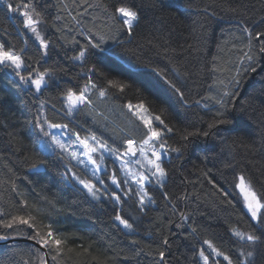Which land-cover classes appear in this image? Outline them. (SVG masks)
<instances>
[{
    "label": "trees",
    "instance_id": "trees-1",
    "mask_svg": "<svg viewBox=\"0 0 264 264\" xmlns=\"http://www.w3.org/2000/svg\"><path fill=\"white\" fill-rule=\"evenodd\" d=\"M10 2L15 6L29 0ZM31 3L40 13L33 18L47 49L25 28L20 12L8 11L0 0V42L22 55L27 70L20 75L33 71L34 78L36 71L50 70L47 86L36 92L12 69H0V220H29L11 228L0 224V235L40 241L51 230L63 243L59 253L55 246H45L49 264H203L198 250L207 249L205 240L233 264H249L241 255L249 251L254 252L252 264H264V231L250 219L234 187L243 174L258 194L264 193V54L259 51L264 39L255 36L264 33V0ZM118 7L138 13L131 32L116 13ZM89 40L100 48L90 49L83 60L73 59ZM245 53L253 61L243 58ZM89 79L96 85L87 93L91 103L69 115L63 94L78 92ZM101 89L107 94L101 96ZM141 101L172 129L167 132L153 121L162 131L158 144L166 142L169 158L162 161L167 171L162 183L146 184L148 204L141 206L134 192L125 196L109 182L120 202L107 195L94 198L72 178L75 172L90 179L80 166L59 149L39 146L37 116L67 124L79 134L93 133L118 150L126 148L127 139L139 143L147 129L127 104ZM217 119L230 122L209 129ZM205 131L210 134L202 135ZM34 165L42 169L32 170ZM106 166L116 169L110 159ZM117 214L132 224L130 231L115 220ZM235 229L254 233L262 242L253 249L232 235ZM213 259L227 264L223 257H210V264ZM43 262L42 250L29 242L0 244V264Z\"/></svg>",
    "mask_w": 264,
    "mask_h": 264
},
{
    "label": "snow or ice",
    "instance_id": "snow-or-ice-1",
    "mask_svg": "<svg viewBox=\"0 0 264 264\" xmlns=\"http://www.w3.org/2000/svg\"><path fill=\"white\" fill-rule=\"evenodd\" d=\"M4 3L6 5V8L10 12H20L21 16L23 17V23L25 28L30 30L36 37V39L39 41L40 46L47 49L48 42L40 35L39 31L37 30L36 25L38 24V20L34 19L33 16L39 17L40 13L36 12L35 7L31 3V0H29L28 3H22V4H15L13 2H10V0H4ZM23 9V11H21ZM116 13H119L122 18V23L124 26L127 27L128 31L131 32L133 29L134 22H137L139 17L138 13L136 11H133L132 9L128 7H118L116 8ZM245 31H248L246 28ZM252 33L249 32V36L251 37ZM255 36L257 39H264V33L257 31L255 33ZM100 44L98 43H92L91 40H89V44L85 45L84 49L79 52V55L74 57L75 60H83L85 58V54L90 51V49H99ZM103 51V49H101ZM260 53L264 54V47H261L259 49ZM21 52H23V49H21ZM249 61H253V56L249 55L248 53H245V57ZM242 58V59H243ZM0 69H12V71L19 76V79L25 83H29L32 86H34L36 92H42L43 88L47 86L48 81L46 80V76L50 75V70L46 69L43 72L36 71L35 77L33 78V71H28L27 76L20 75V71L27 70L24 65V59L20 53H17L13 51L11 48L8 50H5V43L0 42ZM250 70L252 72L256 71L255 67H251ZM165 83L174 90L175 93H178L181 97H183V93L180 91L179 88H177L176 84L173 83L170 80L165 79ZM238 83V82H237ZM108 84L113 87H118L121 91L124 89L123 84H118L116 81L109 80ZM89 86L96 87L95 84H92L91 79H89V82L84 85L82 89H80L78 92L73 91L72 89H68L63 94V100L64 103L67 104V112L68 114H71L74 110H76L80 105L88 103L90 104L91 101L88 99L86 93L89 89ZM107 94V91L105 89L100 90V95L104 96ZM226 95H230L229 93H226ZM221 102V101H218ZM127 108L129 110H134V114L137 116V118L142 121L144 127L147 129V136L145 139L140 141V147L137 148L136 141L133 139H127L124 143L126 144V149L123 153H120L118 149L114 147H110L106 142H102L99 140L95 134H91L90 137H84L81 138L79 133L75 134L76 139L74 141H69L68 143H65L63 139H61V136L47 131V129H68L67 124H57L52 123L47 119V117H44L41 119L40 116H37L35 119V126L39 129L40 133L43 134V137H50L51 142L56 145L62 152H67L68 155L72 160H76L78 164H82L85 166V169L87 170L88 164L92 165L91 169V175L92 177H96L97 173L104 171L105 175L107 176L106 168L102 169L101 165L105 159L103 153L107 152L110 156L114 157L116 160H119L122 166L123 170H127L129 164L131 163V160H126L125 157H132L135 156L137 151L141 154V157L143 160L146 161V164L142 162V160H136V164H140L142 167L147 166L148 170L150 172L149 175H145L143 172L139 173H130L132 175L133 180L135 181L136 185L138 186L139 191L135 192L134 194L139 197V203L141 206L145 204L146 198L151 202V197L148 194V190L146 188L147 183L152 182V178H155L156 183L160 185L164 178L167 176V171L162 165V153L159 150L153 149L151 151V156L149 157L146 152V147H151L152 144L160 140L162 138V131L153 126V119L159 122L160 125H163V129L167 132H171L172 129L169 128L166 124H164V121L160 118V116L152 117L150 115H146L148 112L147 107L145 106L144 102L141 101L140 103L133 105L131 102L127 104ZM223 113H217V116H223ZM230 121L228 120H220L217 119L210 123L208 125L209 129H212L215 127L216 124H227ZM195 133H189L188 135H194ZM210 133L208 131H205L202 133L204 136H208ZM186 139L187 137H183ZM91 141V143H90ZM73 143H78L82 146L83 151L78 152L76 150H71V146ZM160 149L167 150L166 148V142H161L159 145ZM172 151L180 152V148L172 149ZM100 152L101 155L99 156V162L94 157V154ZM83 157V158H82ZM85 158L87 160V163H85ZM43 163V161H41ZM35 167V165L33 166ZM72 176L75 180H77L81 185H83L84 188L88 190V192L96 199H100L101 195H107L109 199L115 200L116 202H120L121 196L116 192L112 191L111 193L108 192L107 188H98L97 184L103 185L104 180L99 179L96 183L93 182L92 179H82L79 175H77L75 172L72 173ZM107 179H110L112 184L115 185L117 188H121V184H127L128 181L125 179L123 182H121L115 173H113L111 176H107ZM215 184V182L213 181ZM219 187V186H217ZM234 187L238 189L239 194L242 196L243 204L246 208L247 214L250 216V219L254 222H256L258 228H260L262 231H264V193L258 194L255 190L251 180L247 179L243 174L239 175L237 178V182L235 183ZM121 191L123 192V195L128 196L129 193L133 192V189L129 188L127 191H124L121 188ZM219 191L225 196L228 197L230 194L225 191L223 188H219ZM99 194V195H98ZM165 197H167V193L164 194ZM181 218L184 219V214H181ZM115 220L119 221L120 224H122L125 228H132V224L129 223L127 219L122 218L121 215L117 214L115 216ZM17 221L20 224L28 225L29 220L23 218V217H13L11 222L4 223L2 220H0V224H3L7 228H11L13 224L17 223ZM179 227V225H178ZM193 232H195V229H193ZM39 236V234H37ZM232 235L239 240H246L250 246L255 248V246L258 243H261V238L254 233H245L238 230H233ZM7 236H0V239L6 240ZM40 242L44 244L45 246L53 245L55 246L56 251L59 253L61 251V245L62 240L56 239L54 237V234L51 230H49L44 237H40ZM204 245H207V249L204 247H201L198 250V258L203 262V264H210V257H223L225 261H227V264H233L232 259L226 255L224 252L220 251L218 248H216L213 243L209 240H205ZM164 244H168L167 238L164 239ZM207 253V254H206ZM241 255H246L247 258H249V264H252V258L254 257V252L249 251L246 254L241 252ZM159 256L161 260L165 258V252L161 251L159 252ZM53 259L55 260L56 257L54 256ZM43 264H46V262H43ZM212 264H219V262L215 259H213Z\"/></svg>",
    "mask_w": 264,
    "mask_h": 264
},
{
    "label": "rangeland",
    "instance_id": "rangeland-1",
    "mask_svg": "<svg viewBox=\"0 0 264 264\" xmlns=\"http://www.w3.org/2000/svg\"><path fill=\"white\" fill-rule=\"evenodd\" d=\"M84 87V86H83ZM82 87V88H83ZM90 88V87H89ZM88 91H89V89H88ZM88 91H87V93H88ZM87 93H86V95H87ZM65 104V108H66V111H67V104L66 103H64ZM138 104V103H137ZM133 105H136V104H133ZM75 111L76 110H74L71 114H69V115H73L74 113H75ZM132 112H134V110H131ZM68 113V112H67ZM146 115H150V116H152L149 112H147L146 113ZM152 117H155L154 115L152 116ZM153 121H154V119H153ZM46 127V130L47 131H50V132H53V133H56V134H58V135H60L61 136V139H63L64 141H65V143H68L69 141H74L75 139H76V137H75V134L76 133H78V132H76V131H71V130H69V128L68 129H63V130H61V129H47V126H45ZM91 134H93V133H84V134H79L80 135V137L81 138H84V137H90V135ZM96 136V135H95ZM99 140H101L102 142H106L105 140H103V139H101L100 137H98V136H96ZM39 146L42 148V149H44L45 151H47V150H52V149H59L58 147H56V145L55 144H53L52 142H51V139H50V137H43V134H42V137L41 138H39ZM90 143H91V141H90ZM107 143V142H106ZM110 147H112L109 143H107ZM153 145H160V144H158V140L157 141H155L153 144H152V146L151 147H153ZM137 148H139L140 147V142L139 143H137L136 142V145H135ZM151 147H146V152H147V154H148V156L150 157V155H149V152H150V148ZM60 150V149H59ZM71 150H76V151H78V152H81V151H83V148H82V146L80 145V144H78V143H73L72 144V146H71V149H70V151ZM61 151V150H60ZM125 150L124 149H122V150H119V152L120 153H123ZM62 152V151H61ZM64 154H66V156H68L69 158H70V156L68 155V153L67 152H63ZM101 155V153L100 152H97V153H95L94 154V157L98 160V162H99V156ZM103 155H104V157H105V159H104V161H103V163H102V165H101V167H102V169H105L106 168V171H107V176H111L113 173H115L116 175H117V178L121 181V182H123L125 179H127V181H128V183L127 184H121V188L124 190V191H127L129 188H131V189H133V192L135 193V192H137V191H139V189H138V186L136 185V183H135V181L133 180V178H132V175L130 174V173H139V172H143L145 175H149L150 176V172H149V170H148V167L147 166H145V167H142L140 164H136L135 163V161L136 160H142V162L143 163H145L146 164V161L145 160H143V158L141 157V154L139 153V151H137V153H136V155L135 156H132V157H125V159L126 160H131V163L129 164V166H128V169L127 170H123L122 169V166H121V163H120V161L119 160H116L114 157H112V156H110L107 152H104L103 153ZM83 158V157H82ZM71 159V158H70ZM107 159H110L111 161H112V163H113V165L114 166H116L115 168V171H114V169L113 168H108L107 166H106V160ZM72 160V159H71ZM74 163H76L78 166H80V168L89 176V178L90 179H92L93 180V182L94 183H96L97 182V180H99V179H103L104 180V184L103 185H100V184H97V187L98 188H107V190H108V192L110 191V186L108 185L109 183H112L111 182V180L110 179H107V180H105L104 178H103V176H102V173H105L104 171H101V172H99V173H97V176L96 177H92V175H91V169H92V165L91 164H88V168H87V170L85 169V166L84 165H82V164H78V162L76 161V160H72ZM85 163H87V160H86V158H85ZM107 176L105 175V177L107 178ZM239 176V175H238ZM72 178H73V180L74 181H76L80 186H82L83 187V185H81L77 180H75L74 179V177L72 176ZM238 178V177H237ZM109 182V183H108ZM237 182V181H236ZM151 183H153V184H155V185H158L157 183H156V180H155V178H152V182ZM115 186V185H114ZM116 187V186H115ZM84 188V187H83ZM117 188V187H116ZM121 188H117V189H120L121 190ZM86 189V188H85ZM87 190V189H86ZM237 191H238V189H236ZM88 191V190H87ZM112 191H110V193H111ZM117 192V191H116ZM239 193V192H238ZM99 195V194H98ZM240 195V194H239ZM138 197V196H137ZM240 197H241V200H242V196L240 195ZM138 199H139V197H138ZM150 201L146 198V200H145V204H148ZM242 204H243V200H242ZM243 206H244V204H243ZM244 208H245V206H244ZM245 210H246V208H245ZM119 222V221H118ZM120 223V222H119ZM121 226L126 230V231H130L131 230V228L129 229V228H125L122 224H121ZM235 230H238V229H235ZM238 231H240V230H238Z\"/></svg>",
    "mask_w": 264,
    "mask_h": 264
},
{
    "label": "water",
    "instance_id": "water-1",
    "mask_svg": "<svg viewBox=\"0 0 264 264\" xmlns=\"http://www.w3.org/2000/svg\"><path fill=\"white\" fill-rule=\"evenodd\" d=\"M41 169H42L41 165L32 168V170H41ZM7 237L8 238L6 240L0 239V244L7 243V242H12V241H26V242H29V243L39 247L42 250L43 256H44V262H46V264H49V254H48L47 248L40 241H37V240L32 239V238H29L27 236H7Z\"/></svg>",
    "mask_w": 264,
    "mask_h": 264
},
{
    "label": "built area",
    "instance_id": "built-area-1",
    "mask_svg": "<svg viewBox=\"0 0 264 264\" xmlns=\"http://www.w3.org/2000/svg\"><path fill=\"white\" fill-rule=\"evenodd\" d=\"M153 149H155V150H159V149H157V148H153ZM153 149H152V150H153ZM152 150H151V151H152ZM159 151L162 153V158L167 157V154H166V153L162 152L161 150H159Z\"/></svg>",
    "mask_w": 264,
    "mask_h": 264
}]
</instances>
